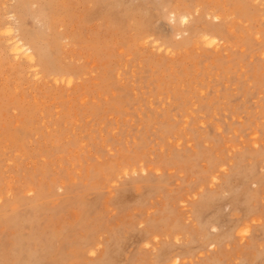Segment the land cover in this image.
Here are the masks:
<instances>
[{
    "label": "rangeland",
    "instance_id": "obj_1",
    "mask_svg": "<svg viewBox=\"0 0 264 264\" xmlns=\"http://www.w3.org/2000/svg\"><path fill=\"white\" fill-rule=\"evenodd\" d=\"M254 1L0 0V25L14 11L39 51L34 72L19 65L0 26V264L264 263ZM170 11L192 14L189 34L173 36ZM209 30L217 51L200 38Z\"/></svg>",
    "mask_w": 264,
    "mask_h": 264
},
{
    "label": "bare ground",
    "instance_id": "obj_2",
    "mask_svg": "<svg viewBox=\"0 0 264 264\" xmlns=\"http://www.w3.org/2000/svg\"><path fill=\"white\" fill-rule=\"evenodd\" d=\"M49 1V0H48ZM255 1H257L258 2V5L260 6V8L261 9H264V0H255ZM254 1V2H255ZM18 2V1H17ZM25 2H27V1H25ZM29 2V1H28ZM159 2V1H158ZM253 2V3H254ZM164 3V2H163ZM256 3V2H255ZM254 3V4H255ZM45 4V3H44ZM162 4V3H161ZM17 6H19L18 5V3L16 4ZM50 5H51V3H50ZM192 5V4H191ZM257 5V4H256ZM166 6H167V4H166ZM178 6V5H177ZM176 6V7H177ZM239 7H240V5H238ZM258 6V7H259ZM262 6V7H261ZM196 9H197V6H196ZM214 10V9H213ZM212 10V11H213ZM237 10V9H236ZM260 10V9H259ZM179 11V10H178ZM181 12L183 11V10H180ZM179 11V12H180ZM186 11H188V10H186ZM209 11H211V10H209ZM209 11L207 12H205V11H203V12H205V13H209ZM185 12V11H184ZM262 12V11H261ZM164 13H165V11H164ZM197 13V12H196ZM168 14H169V18H170V20H169V18L168 19H166L167 20V22H171V29H172V31H173V36L176 38V37H182V36H184V35H186L187 33H188V31H190L189 30V28H188V24H189V21H191V15L192 14H189V13H175L174 11H170V12H168ZM194 14H195V12H194ZM202 14V13H201ZM213 14V13H212ZM257 14H259V13H257ZM208 15V14H207ZM209 15H211V14H209ZM208 15V16H209ZM6 17V24L3 26L2 24L0 25V26H3V29H1L2 31H3V33H2V35L4 34V35H6V36H9L8 37V39H7V41H8V48H9V55L14 59V60H16L17 62L18 61H20V62H23L24 64H27L28 65V67L29 68H32V69H30V70H33L32 72H34V70H36L37 69V66H38V64H39V62L37 61V57H38V54H39V51H38V49H37V45L38 44H34L33 43V41L32 40H30V39H28L26 36H24L22 33H21V30H20V27H21V25H20V23H19V19H18V16H16V13L14 12V11H8L7 13H6V15H5ZM166 16V15H165ZM201 16V15H200ZM204 16V15H203ZM254 16V15H253ZM252 16V17H253ZM202 17V16H201ZM205 17V16H204ZM207 17V16H206ZM205 17V18H206ZM210 17V16H209ZM225 17H226V15H225ZM36 18V17H35ZM191 18V19H190ZM211 18H213L215 21H218L219 19H221L218 15H216V14H214ZM210 18V19H211ZM223 18H224V16H223ZM222 18V19H223ZM21 19V18H20ZM261 19V18H260ZM4 20V19H3ZM44 20V19H43ZM169 20V21H168ZM193 20V19H192ZM212 20V19H211ZM45 21V20H44ZM2 22H4V21H2ZM48 22V21H47ZM169 22V23H170ZM264 22V21H263ZM192 23V22H191ZM217 23V22H216ZM43 25V24H42ZM190 25V24H189ZM46 26V25H45ZM179 27V28H176V27ZM49 27V26H48ZM1 28V27H0ZM45 28H47V27H45ZM193 29V28H192ZM1 30H0V32H1ZM49 30V29H48ZM171 32V31H170ZM199 32V31H198ZM257 32H259V31H257ZM256 32V33H257ZM202 33V32H201ZM261 33V32H260ZM189 34V33H188ZM197 34V33H196ZM195 35V34H194ZM191 36V35H190ZM30 37V36H29ZM150 37H152V36H150V35H147L146 36V39H148V38H150ZM193 37V36H192ZM4 38V37H3ZM44 38V37H43ZM145 38V37H144ZM200 38H202L201 40H203V42H204V46H206V47H212V48H214L215 50L220 46V44H222V42H224L223 41V37H221L220 36V34H219V32L218 31H216V30H209V31H205V32H203L202 34H200ZM5 39V38H4ZM33 39V38H32ZM36 39V38H35ZM154 39V38H153ZM193 39V38H192ZM257 39V38H256ZM6 41V40H5ZM146 41V40H145ZM148 41V40H147ZM198 41H200V40H198ZM37 42H38V40H37ZM133 42V41H132ZM203 42H202V44H203ZM149 43V42H148ZM153 43V42H152ZM156 43V42H155ZM152 45V44H151ZM154 45V44H153ZM156 45V44H155ZM154 45V46H155ZM2 46H4L3 45V41H2ZM161 46H163V45H161ZM161 46H159L160 48H163V47H161ZM164 46H167V44L166 45H164ZM203 46V45H202ZM221 46H223V45H221ZM7 47H5V49L7 48ZM160 48L158 49V51H156V52H160ZM174 48V47H173ZM172 48V49H173ZM224 48V47H223ZM5 49L3 50V52L5 51ZM154 49H155V47H154ZM167 49V48H166ZM180 49V48H179ZM8 50V49H7ZM169 50H170V48H169ZM168 50V51H169ZM174 50V49H173ZM41 51H43V50H41ZM40 51V52H41ZM164 51V50H163ZM167 51V50H166ZM211 51H213V50H210V52ZM217 51V50H216ZM0 52H1V50H0ZM223 52V51H222ZM6 53H7V51H6ZM6 53H3V54H5L6 55ZM45 53H47V52H45ZM164 53H165V55H167V53L168 52H165L164 51ZM164 53H162V54H164ZM171 54H172V51L170 52ZM169 53V54H170ZM8 54V53H7ZM43 54H44V52H43ZM48 54V53H47ZM161 54V53H160ZM8 56V55H7ZM42 56V55H41ZM44 56H46V55H44ZM167 56H169V55H167ZM40 57V56H39ZM49 57V56H48ZM172 57V56H171ZM11 58V59H12ZM46 58V57H45ZM14 62V61H13ZM20 62H18L19 63V65H20ZM23 63H21V64H23ZM39 68V67H38ZM24 69V68H23ZM27 71H29V70H26V72ZM32 72H31V74H32ZM28 73V72H27ZM28 74H30V73H28ZM54 74V73H53ZM35 75H38V76H40L39 74H38V72L36 71L35 72ZM55 76H56V78H53L52 79V81L54 80V82H58V80H60V81H62L63 83L61 84V85H63L64 83H66L67 84V86H71L72 85V83H73V75H70V74H64V73H56L55 74ZM35 77V76H34ZM42 77V76H41ZM37 77H35V79H36ZM56 82V83H57ZM60 83V82H59ZM83 103H84V101H83ZM150 104V103H149ZM257 134V133H256ZM254 135H255V133H254ZM254 139H255V137H254ZM253 139V140H254ZM255 142H256V144H257V141L255 140ZM119 169V168H118ZM218 169V171L217 172H220L221 170H225L224 168H222V167H219V168H217ZM143 170H145V168H144V166L142 165V164H134V165H132V166H130V167H125V168H122L121 169V173H119V174H117V175H120L121 174V176L122 175H128V174H137L138 172H143ZM120 171V170H119ZM130 174V175H131ZM251 175H252V177H251ZM120 176V177H121ZM118 177V176H117ZM256 179V180H255ZM217 180V175H212L211 176V183H215V181ZM247 180H251V181H249V184H255L256 186H258V185H260L261 184V182L263 181V177H260V176H256V174H255V172H250L249 174H248V176H246V178H245V181H247ZM183 199V198H182ZM250 209L249 208H245V211L243 212V216L245 217V216H247L248 214H250ZM218 217V216H217ZM242 218V217H241ZM215 222V221H214ZM220 222L223 224V223H225V221H224V217L223 216H221L220 217ZM255 222V221H254ZM212 229V228H211ZM245 229H247V228H245ZM213 230L215 231V232H217V231H220V230H222V227H221V225L218 223H216V224H214L213 225ZM244 230V229H243ZM249 230V229H248ZM178 235V234H177ZM222 236H223V233H221L220 235H218L217 237H216V240L214 239H212V240H210L209 242H207V246H208V248L209 247H211V246H213V245H216L217 243L216 242H219L220 240H221V238H222ZM226 237V236H225ZM220 239V240H219ZM218 240V241H217ZM146 244V243H145ZM100 245V243L99 244H95V245H93V247H92V249H90V255L92 254V253H94L95 252V250L96 249H98V246ZM262 251V250H261ZM89 252V251H88ZM261 258H262V256H261ZM260 259V258H259ZM254 260H255V258H254ZM261 260V259H260ZM179 261H180V256H178V255H174V256H172L170 259H169V262L171 263V264H177V263H179ZM253 261V260H252ZM257 261V260H256ZM250 261H248V263L247 262H243L242 264H254L255 262L253 261V263L251 262V263H249ZM259 262V261H258ZM262 262V261H261ZM263 262H264V259H263ZM169 264V263H168ZM262 264H264V263H262Z\"/></svg>",
    "mask_w": 264,
    "mask_h": 264
}]
</instances>
